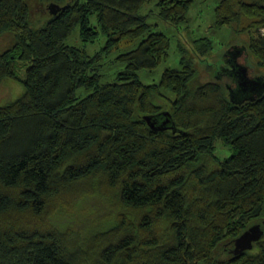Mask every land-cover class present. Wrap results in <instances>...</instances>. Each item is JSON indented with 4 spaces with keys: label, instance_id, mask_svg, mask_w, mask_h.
Listing matches in <instances>:
<instances>
[{
    "label": "trees",
    "instance_id": "obj_1",
    "mask_svg": "<svg viewBox=\"0 0 264 264\" xmlns=\"http://www.w3.org/2000/svg\"><path fill=\"white\" fill-rule=\"evenodd\" d=\"M39 1L54 3L52 17L33 29L24 0H0V36L13 38L0 52V85L23 88L0 106V264H264V91L244 98L233 86L228 97L233 88L218 81L190 89L193 56L213 50L208 38L179 46V68L157 83L138 75L168 55L151 19L176 29L196 2L215 0ZM213 12L214 28L249 36L264 68V0H220ZM93 17L106 42L88 56L65 40L78 28L93 43ZM108 66L121 68L111 77ZM144 117L169 124L152 131ZM252 222L261 239L231 255L227 245Z\"/></svg>",
    "mask_w": 264,
    "mask_h": 264
},
{
    "label": "rangeland",
    "instance_id": "obj_2",
    "mask_svg": "<svg viewBox=\"0 0 264 264\" xmlns=\"http://www.w3.org/2000/svg\"><path fill=\"white\" fill-rule=\"evenodd\" d=\"M218 1L220 0H215L209 3L196 2V4L189 10L187 23L180 25L176 29L163 23H158L155 19L149 21L152 32L162 33L169 39V48L167 50V59H165L155 70L152 72L144 71L138 74L139 79L143 84H155L160 80L165 70L179 68V46L189 47L192 42L198 38H208L211 40L213 43V50L206 59L201 60L193 56L195 75L189 83L190 89L194 90L198 86L218 81L224 84L227 83L233 88V91L236 90L239 87L237 85V79L235 75H233V64L245 68L248 78H264V68L257 64V59L246 49V43L249 36L247 34H236L235 29L233 28H223L222 30L214 28L213 10ZM24 2L29 9L27 22L33 29L42 27L52 17L50 11V6L54 4L52 1L40 2L39 0H24ZM152 7L153 6L145 7L142 10V13H148L149 9H152ZM90 27L96 29L98 32V36L93 43L83 42L79 36V29L76 28L65 40V44L83 50L88 56H93L95 53L100 52L105 46L106 37L99 32L94 17L90 18ZM260 33L264 35V30H261ZM141 41L142 40H139L132 44H123L119 49L114 50L109 57H104L103 63L109 65L119 54L134 50ZM12 45L13 38L11 35L4 34L0 36V52L10 49ZM109 67L110 66L104 68L105 71H103V74H109L111 77L114 76L116 70L121 68ZM25 70L26 67L21 65L18 71L19 80H24ZM109 75L105 77L106 81H112ZM233 86H235L236 89H234ZM225 88L228 97H230L231 90L226 85ZM22 94L23 88L19 82L4 80L0 85V106L16 101ZM241 98L242 97H239L238 99L241 100ZM215 149L216 154L221 157L227 156V153L229 152V150L223 147L219 142H216ZM97 219L101 220L102 218L98 216ZM254 225L259 224L254 222L250 224L251 227ZM227 248L228 250L233 249V244L227 245ZM252 249L253 245L252 248L247 251H251ZM220 255H222V259H227L228 257L224 251H222Z\"/></svg>",
    "mask_w": 264,
    "mask_h": 264
},
{
    "label": "water",
    "instance_id": "obj_3",
    "mask_svg": "<svg viewBox=\"0 0 264 264\" xmlns=\"http://www.w3.org/2000/svg\"><path fill=\"white\" fill-rule=\"evenodd\" d=\"M232 66L234 68V72H236L237 66L235 67L234 64ZM237 85L239 88L236 91V96L242 94L244 95V98H247L246 96L247 92L251 94L260 95L264 91V82L261 78L249 79V80L237 79ZM241 90H243V92ZM233 92L234 91H230L231 94ZM153 120L154 119L151 117H144V121L146 122V124L152 131H162L164 130L163 126H166L169 124V121L167 120L161 123V125H157L156 122ZM262 235H263V232L260 228V225H254L250 227L239 238L233 241V249H231L230 253L236 256V255L241 254L244 251L250 250L252 248L253 243H256L257 241H259Z\"/></svg>",
    "mask_w": 264,
    "mask_h": 264
},
{
    "label": "flooded vegetation",
    "instance_id": "obj_4",
    "mask_svg": "<svg viewBox=\"0 0 264 264\" xmlns=\"http://www.w3.org/2000/svg\"><path fill=\"white\" fill-rule=\"evenodd\" d=\"M236 66H235L236 67V72H234V69H233V75H235L236 79H239V80H246L247 79V80H249L250 78H248V76H247L246 69L241 67L240 65H236ZM241 91L243 92V90H241Z\"/></svg>",
    "mask_w": 264,
    "mask_h": 264
},
{
    "label": "bare ground",
    "instance_id": "obj_5",
    "mask_svg": "<svg viewBox=\"0 0 264 264\" xmlns=\"http://www.w3.org/2000/svg\"><path fill=\"white\" fill-rule=\"evenodd\" d=\"M248 76V75H247ZM230 97H232L231 93H230Z\"/></svg>",
    "mask_w": 264,
    "mask_h": 264
}]
</instances>
